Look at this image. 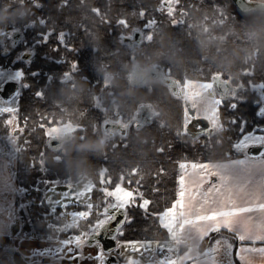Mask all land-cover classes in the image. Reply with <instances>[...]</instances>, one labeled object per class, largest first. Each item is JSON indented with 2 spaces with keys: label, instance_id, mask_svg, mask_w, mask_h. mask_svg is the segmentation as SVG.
I'll use <instances>...</instances> for the list:
<instances>
[{
  "label": "trees",
  "instance_id": "obj_1",
  "mask_svg": "<svg viewBox=\"0 0 264 264\" xmlns=\"http://www.w3.org/2000/svg\"><path fill=\"white\" fill-rule=\"evenodd\" d=\"M163 1L0 0V11L12 13L0 23V31L17 29L23 34L19 46L12 45L9 56L0 54V68L25 72V87L17 111L21 128L14 131L19 136L15 178L17 185L26 190L28 209L23 229L19 218L18 234L24 231L26 236L43 239L72 237L78 230L75 224L68 226L70 232L60 234L65 227L60 216L63 211L74 214L90 210L88 220L81 222L87 230L93 221L102 218L105 189L123 183L142 191L150 199V205L147 210L139 203L128 206L131 219L122 226L119 241H158L161 237L167 240L169 230L157 213H163L178 198L181 162H186L185 165L240 156L242 149L234 145L242 135L238 134L241 121H247V132L258 125L264 126V116L258 112L253 90L264 83V45L254 43L243 30L256 11L242 13L234 0H172L177 8L172 16ZM174 9L171 8L173 12ZM178 17L182 22L176 24L173 19ZM149 19L157 21L151 28L146 27ZM48 29H54L51 38L36 43L41 39L39 33ZM62 30L74 47H66L59 40L58 33ZM135 30L151 31L152 37L143 38L133 46L124 43L123 37ZM162 33L175 37V46L183 54L184 63L177 66L162 56L156 67L179 85L188 80L211 81L221 75L233 85L242 86V93L247 94L234 100L236 108L224 103L222 130L191 137L186 130V106L172 89L171 93L168 85L132 83L131 65L142 53L158 46ZM24 49L32 52L31 58L14 60L17 52ZM233 49L241 51L234 64L226 68L218 63L216 54L223 55ZM74 60L79 62L76 67L72 64ZM28 61L31 63L27 64ZM107 77L110 84L106 83ZM40 89L44 90L42 97L36 95ZM108 91L115 99L112 109L105 105L113 101L111 98H105L103 108L96 100ZM145 104L155 109L150 123H140L137 118ZM230 117H236L237 122L232 123ZM8 118L7 112L0 114V140L7 151L11 133V126L6 123ZM119 121L131 123L127 134H115V130L105 128V122ZM67 123L78 126L69 140L101 134L110 137L103 152L89 153L90 171L68 167L66 142L69 140L57 150L50 147L48 128ZM83 178H90L94 184L89 203L66 206L48 203L46 192L50 182H77ZM12 245L11 236L0 235V264H13Z\"/></svg>",
  "mask_w": 264,
  "mask_h": 264
},
{
  "label": "crops",
  "instance_id": "obj_2",
  "mask_svg": "<svg viewBox=\"0 0 264 264\" xmlns=\"http://www.w3.org/2000/svg\"><path fill=\"white\" fill-rule=\"evenodd\" d=\"M243 157L244 155H241L225 160L209 162H211L213 169L227 173L232 170L228 162L230 160L242 159ZM0 161L6 163V158L0 156ZM204 162H195V164L192 162L183 165L180 176L183 175L186 177V182L189 184V187H192L193 184L199 185L207 179L204 173L210 172L211 169L202 167L201 164ZM2 172L0 171V174ZM217 179L216 175H212L210 180L205 181L204 187L210 186ZM6 180L10 181L9 186L3 183ZM11 184L14 186V194L10 192L5 193V190ZM16 192V183L12 175L10 177L6 175L0 177V197L2 194H6L5 205L1 208L0 213V235H13L12 227L15 224V219H17L15 218L17 204ZM250 198L252 200L264 199V190L257 189L255 191H249L246 188L242 192H237L234 197L237 204L250 202ZM201 204V200L196 199L194 201L189 197L183 214L177 215V224L174 227L171 224H164L169 229L172 239L165 241V243L152 241L150 245L144 246L143 248L139 244L126 243L137 241H119L117 247L113 249L111 254H107L106 251L107 258L105 264H131L134 261H138L139 264H168L166 257L168 256L169 250L167 247L160 249L158 247L160 244L171 245L172 256L187 254L194 258L197 264H264V210H253L240 214L193 221V217L203 215L210 207L220 206L219 204H205L201 207ZM227 206L232 207L233 205L228 203ZM181 238H191L193 243H182ZM16 243L22 252L24 251V245L35 247L40 244H48L50 246L46 247V249L50 250L49 253L45 251L46 249H40L38 250L39 252L34 250V254L27 252L26 254L29 255H27L28 258H37L35 262H29V264H100L98 257L99 248L95 246V243L85 244L83 250H80L76 237L72 239H42L17 236ZM23 253L25 254V251ZM43 256L45 258H51L50 261H39V258ZM79 256H81V260L73 263L67 262ZM185 264H191V260L186 261Z\"/></svg>",
  "mask_w": 264,
  "mask_h": 264
},
{
  "label": "rangeland",
  "instance_id": "obj_3",
  "mask_svg": "<svg viewBox=\"0 0 264 264\" xmlns=\"http://www.w3.org/2000/svg\"><path fill=\"white\" fill-rule=\"evenodd\" d=\"M163 4H164L163 5L164 7L168 8V11L170 12L169 14H171L172 16L176 15V13H175V12H177L176 4H174V2L172 0H164ZM173 7H175L174 12L171 10V8H173ZM144 14L145 13L143 12V16H144ZM154 21H155V23L157 22L155 19H154ZM173 21L176 24H179L180 22H182L179 17L178 18H174ZM46 31L47 30H44L41 33H39L38 36L41 37V39L39 41H36V43L38 42V44H40L41 41H45L42 38V33L46 32ZM141 32H142V34L145 33V36H144L145 40H150L151 39V38H147L146 31L143 30ZM133 33H131L128 36H132ZM151 37H152V33H151ZM29 50H32V48L31 49L29 48ZM20 52L21 51L17 52V54H16L17 57L15 56L14 60H17V59L20 58L19 57ZM14 60H13V62H14ZM30 63H31L30 61L27 62V64H30ZM158 69L161 70L160 68H158ZM19 70H21V69H14V68L2 69V68H0V88L2 87V84L6 80L17 81L20 84V90H19L20 94L18 96H14L11 99V100H13L11 103L9 102V100H5L0 94V107L5 109V111L0 112V114L4 113V112H7L9 114V118H8L7 123L10 124V126H11V133L8 136V142L10 144V150L7 151L6 146H4L2 141L0 140V156H4L6 158V163L5 162L2 163L0 161V169H2L0 171H3L0 174V177H3L4 175H6L7 177H10V175H12L14 180H15V183H16L15 174H16L17 153H18V150H19V147H18L19 136H17L14 131L17 128H21V125L18 122L17 111H18V107H19L20 96H21L22 90L24 89L23 87H25V85H22L21 81L16 78V73ZM133 72H134V70H133ZM133 72H132V74H133ZM246 72H251V71L248 70ZM163 73H164L165 77L172 78V77H170L169 74H166L164 71H163ZM24 74H25V72H24ZM23 79H24V77H23ZM131 80H132V75H131ZM157 82H162L166 86L168 85L167 83H165L161 79H159ZM106 83L110 84V78L109 77H107ZM24 84H25V81H24ZM168 86L170 87V88L169 87L168 88H169V90L172 93L173 89L171 90V86L170 85H168ZM180 86H181L182 92H183V94H181L180 98L183 95H185V97L187 99L186 103L190 102L191 106L196 108V110H197L196 114L198 116H201V117H206L210 121L211 125L215 128V131H217V132L224 128V123H223V120H222V112H221L222 106L225 105V104L227 105V103L229 104L228 106H231V104H232V102L234 100L238 101L240 98H244V96L247 95V94L242 93V88H241L237 92L231 91V96L228 99H222L219 96L218 93H216V96L211 97V96H209V94H207V92L209 90H212L213 92L215 91L213 83H212V80L211 81L188 80L185 83H180ZM234 86L235 87H239L237 85H234ZM240 90H241V92H240ZM253 90L256 93V98H257L256 102L259 105V107L264 106V104L260 103V101L264 100V89H260V86H256V88H254ZM248 96H249V94H248ZM106 97L107 98H111V100H113V101H109V104L108 103L105 104V105H107V109H110V108L112 109L111 106H112V104L115 103V99H114L113 93L111 91H108L105 95L103 94L100 98L97 97V99H96L97 100V104L103 108L102 103L106 101L105 100ZM115 107L117 108V106H115ZM8 108H12L13 110L12 111H8L7 110ZM151 108H152V110L154 109L152 106H151ZM140 109H139V112H140ZM153 116H155V112L154 111L152 113V117ZM137 118H138V115H137ZM230 118L229 119L231 120V122H232L233 118H235V122H237V118L236 117H230ZM189 119H190V115L187 112L186 119H185L186 124H187ZM138 120H139L140 123H146V122H141L140 119H138ZM130 124L131 123H128L129 129H130ZM186 127H187V125H186ZM77 128H78V126L72 125L71 123H67V124H63V125L58 124L57 126L48 128V133H49V136L51 138L52 137H57V136H66L68 133L69 134L70 133H75ZM112 130H115V129H112ZM115 131H116L115 134H120V132H121L119 130H115ZM251 131H254L255 134H257V135L264 134V126L256 127L255 129H253ZM127 132H128V130H127ZM127 132L125 134H127ZM248 132H250V131H248ZM248 132L246 131L245 125L243 127V131H241V127H240L238 134H242V135L240 136L239 139L236 140V142L238 140H241L243 138V136L246 133H248ZM110 134H111V132H110ZM252 146H258V145H248L246 148H241L242 151H243L242 155L248 154V152H249V150H250V148ZM262 146H264V145H262ZM3 183H5L6 186L10 185V181H7V180L4 181ZM93 187H94V184H93V181L90 178H83V179H81V180H79L77 182H68V183H59V182H55L54 181V182H50V188L46 192V198H47V201L51 205H54V206L55 205L66 206V205L72 204V203L85 204V203H89L91 201ZM13 189H14V186L11 184V186L8 187V189L5 190L6 191L5 193L10 192V193L14 194V192H13L14 190ZM16 190H17V192H16L17 193L16 201L20 205L17 206V204H16V216H15V218H17V219H15V223L17 221H20L19 218H21L22 229H23L24 226H25L23 218L25 217V215L27 213L28 201L25 198L26 197V190L24 188L18 186L17 183H16ZM105 194H106V198H105L104 201H105L106 205L104 207V210L101 212L102 218L100 220L93 221L94 224H92V225L90 224V226H88L87 230H84L86 228H85V226H83V224L81 226V222H83V220H86V219L88 220V218H89V216L91 214L90 210L89 211H83V212H80V213L70 214V220L69 221H64L65 227H63L61 229L60 234L64 233L65 231L70 232L69 229H67L68 226H71V225L75 224L74 226H77L78 230L77 231H75L74 229L71 230V232L75 231L76 234L75 235L71 234L73 236L70 237V238L72 239L74 237H76V238L79 237V241L77 242V245L79 246L80 250H83V246L85 244L87 245V244H90V243H94V242H92V239H94V234L96 232L101 231L103 225L107 222V219H109L110 213L109 212H105V209L112 202V198H111V196L108 193H106V191H105ZM5 200H6V194H2V196L0 197V213H1V208H3L4 205H5L4 204ZM159 218H160L161 222L163 221L162 222L163 225L164 224H171V226L174 227L175 224H177V215L175 213H168V214H165L164 216L160 215ZM17 236L34 237V238L35 237L39 238V237H37V236H26L24 231L22 232V234L11 235V237L13 238V245L11 247L15 246L21 252V254L27 259L28 264H29V262H35L37 258H35V259L28 258L29 255L26 254L27 252H32V254H34V250L38 251L40 249H46V247H50V246H48V244H40V245L35 246V247H32L30 245L25 246L23 244L24 245L23 249L25 251V254H24L23 253L24 251L22 252V250H20V248L16 245L17 244L16 243V237ZM168 237H169V239H172L171 236H168ZM58 238H63V237L60 236ZM46 239H53V238H46ZM169 239L165 240V237H163V238L161 237V239L158 240V242L165 243V241H168ZM95 246H97L99 248V245L95 244ZM45 251H47V253L50 252L49 249H46ZM11 258H12V256H11ZM50 259L51 258H45L43 256V257L39 258V261L46 262V261H50ZM77 260H81V256H79L77 258H74L73 260H68L67 262L73 263V262H75ZM12 262H13V264H15L14 261H12ZM73 264H76V263H73Z\"/></svg>",
  "mask_w": 264,
  "mask_h": 264
},
{
  "label": "snow or ice",
  "instance_id": "obj_4",
  "mask_svg": "<svg viewBox=\"0 0 264 264\" xmlns=\"http://www.w3.org/2000/svg\"><path fill=\"white\" fill-rule=\"evenodd\" d=\"M41 22L43 18H41ZM154 24V21L149 19L147 21L146 27L151 28ZM54 29H48L46 32L42 33V38L47 42L51 38V33ZM139 31V30H138ZM66 32L60 31L58 33L59 40L65 44L66 47H74L66 40ZM147 38H151V31L146 33ZM145 33L142 34L141 38L143 39ZM58 49L60 45H55ZM78 61H72L73 67L78 65ZM24 72L23 70H19L16 73V78L21 81L22 85L24 84ZM260 89H264V83L260 85ZM20 91H17L15 96H18ZM37 96L42 97L44 95V90L40 89L36 92ZM243 99V98H241ZM13 100H9L11 103ZM261 104H264V100L260 101ZM232 108H236L237 104L235 101L231 104ZM8 111H12V108H8ZM5 111L4 108L0 107V112ZM258 112L260 115L264 116V106L259 107ZM235 123V118L232 120ZM7 123V122H6ZM108 123V122H105ZM121 128H127L128 123L124 121H119ZM247 121H241V131H243L244 125H246ZM202 127V125H201ZM261 127V126H257ZM248 145H264V134H255L254 131H250L246 133L241 140H238L234 145L235 148L241 149L246 148ZM42 163V161H41ZM186 162H181V166ZM229 165L231 166L230 172H221L217 169H213L211 162L207 161L201 164L202 167L211 169L210 172H205L204 176L207 177L206 180H210L212 175H216L218 178L215 182L211 183L210 186L204 187L205 181L201 182L199 185L193 184L192 187H189V184L186 182V177L181 175L178 177L179 180V191L177 193L178 198L173 202L172 206L165 209L163 213H157V215L164 216L168 213H175L176 215H182L183 210L188 203L189 197H191L194 201L199 199L202 201L200 205L203 207L206 205H217L218 207H210L209 210L203 215H198L193 217V221H198L204 218H218L224 215H234L245 212H250L253 210H264V199L261 200H252L250 198V202L244 204H237L234 199L237 192H242L246 188L249 191H255L257 189L264 190V150H261L258 153H250L244 155L242 159L230 160ZM195 164V162H193ZM133 171H136L135 169ZM106 193H108L112 202L105 209V212H109V222H107L102 231L96 232L94 234L93 242L99 245L98 257L100 264H105V260L107 258L105 247L103 242L98 239L101 234H109L113 239L116 238L117 234L122 231V225L125 221L131 219L128 215V206L129 205H137L138 203L144 209H148L150 205V199L145 197L142 191L131 189L124 186L123 183L118 185L116 188H108L105 189ZM138 198H142L139 200ZM231 203L233 206L228 207L227 204ZM122 214V219H120L115 228L111 226L112 221H116L117 217ZM163 222V221H162ZM189 222V221H185ZM99 223V222H98ZM77 242L79 241V237L76 238ZM67 243V241H66ZM129 244H139L141 248L144 246L150 245L152 241H137V242H126ZM118 244V242H117ZM117 246V245H116ZM160 249L168 248L169 253L166 257L168 264H185L186 261L191 260V264H197V261L191 256L185 254L181 256H172V246L171 245H158ZM114 248H108L107 254H111ZM131 264H139L138 261L131 262Z\"/></svg>",
  "mask_w": 264,
  "mask_h": 264
},
{
  "label": "water",
  "instance_id": "obj_5",
  "mask_svg": "<svg viewBox=\"0 0 264 264\" xmlns=\"http://www.w3.org/2000/svg\"><path fill=\"white\" fill-rule=\"evenodd\" d=\"M235 4L239 8V10L242 13H250L254 12L256 10H259L261 8H264V3H262L261 0H234ZM21 32L16 31L14 33L15 41L18 42V40L21 38ZM142 32L139 30H135L132 36H124L123 42L126 44H129L130 46H133L135 43H140L142 41ZM0 39H2V35H0ZM32 53L29 51L24 52L23 59L28 60L30 59ZM155 73L159 75L160 79L163 80L165 83L171 86L173 89V92L176 94H180L181 91L176 89V83L173 78H167L165 77L163 71L159 70L155 67L154 69ZM132 83L134 85H144L145 83H139L136 80L135 77V71L132 74ZM213 84H214V92H209V96L214 97L216 96V93L219 94V96L222 99H228L231 94L230 91L237 92L239 89L242 88V86L235 87L230 80H225L221 77V75H216L213 78ZM19 82L10 80L6 83L4 89L1 91L2 96L5 99H8L12 97L17 91L19 90ZM187 108L188 111L192 117V120L187 124L186 130L187 133L193 137L197 138L200 137L203 134H213L215 132V128L211 125L210 121L206 117H201L196 114V108L191 106L190 102H187ZM152 113L153 110L149 104H145L141 106L140 112L138 113V119H140L141 122L150 123L152 120ZM202 125V127H201ZM106 129H115L121 131L123 134H125L128 130V128H121L119 123L117 122H108L105 124ZM71 134H67L66 136H57L52 137L49 139L50 147L57 150L61 148V146L71 138ZM261 150H264V146L258 145V146H252L249 150L250 153H258ZM110 213V210H109ZM122 219V214L117 217L116 221L111 222V226L115 228L117 222ZM109 222V220L107 221ZM106 222V223H107ZM105 223V224H106ZM125 223V222H124ZM104 224V225H105ZM103 225V227H104ZM103 227L101 231L103 230ZM122 227V226H121ZM21 229V223L20 221H17L13 227L12 232L13 234H17ZM118 235V234H117ZM98 239H100L105 247V250L107 251L108 248H116L117 246V236L115 239L112 238L109 234H101ZM120 250V249H119ZM12 260L15 264H28L27 259L21 254V252L15 247L10 248Z\"/></svg>",
  "mask_w": 264,
  "mask_h": 264
},
{
  "label": "clouds",
  "instance_id": "obj_6",
  "mask_svg": "<svg viewBox=\"0 0 264 264\" xmlns=\"http://www.w3.org/2000/svg\"><path fill=\"white\" fill-rule=\"evenodd\" d=\"M264 3V0H262ZM12 13L7 10L0 11V23L5 22ZM243 30L247 32L254 43L264 45V8L256 10L253 19L243 25ZM158 46L150 51L142 53L141 57L131 65L135 71V77L139 83H154L160 77L154 69L160 57L167 56L177 66H182L184 56L175 46V37L170 33H162L157 40ZM241 57L240 50H231L223 55L216 54V59L224 67H230ZM109 135L101 134L95 137H88L83 140H69L66 142L67 165L70 169L78 171H90L92 163L89 153H101L109 143ZM73 153H79L73 155ZM181 242L192 244L191 238H181Z\"/></svg>",
  "mask_w": 264,
  "mask_h": 264
},
{
  "label": "flooded vegetation",
  "instance_id": "obj_7",
  "mask_svg": "<svg viewBox=\"0 0 264 264\" xmlns=\"http://www.w3.org/2000/svg\"><path fill=\"white\" fill-rule=\"evenodd\" d=\"M17 31V29L16 30H13L12 32H10L9 30H4V31H0V35H2V39H0V54L2 55V57H6V56H9L10 55V53H11V49H12V45L13 46H19V43H20V41L22 40V38H23V34H22V32H21V38L18 40V42H16L15 41V38H14V33ZM20 31V30H19ZM26 51H29L28 49H24V50H21V52H20V54H19V59H23V54H24V52H26ZM32 53V52H31ZM0 55V56H1ZM32 56V55H31ZM31 58V57H30ZM19 59H17L16 61H18ZM23 60H25V59H23ZM29 60V59H28ZM0 66H1V63H0ZM8 81H10V80H6L3 84H2V87L0 88V94H1V91L4 89V87H5V85H6V83L8 82ZM212 83H213V79H212ZM20 85V84H19ZM176 85V89L179 91H181V93L180 94H177V95H179V96H181V94H183V92H182V88H181V86L178 84V82L175 84ZM213 86H214V84H213ZM172 89V88H171ZM19 90H20V86H19ZM209 92H213L212 90H209L208 92H207V94H209ZM17 93H15L12 97H10V98H8V99H5L3 96H2V94H1V96L5 99V100H10V99H12L15 95H16ZM230 94H231V91H230ZM182 100H183V102H184V104H185V106H186V109H187V112H188V114L190 115V113H189V111H188V108H187V103H186V97H185V95H183L182 97ZM196 112H197V110H196ZM192 120V118H191V115H190V119L188 120V122H187V124L190 122ZM202 136V135H201ZM199 138V137H198Z\"/></svg>",
  "mask_w": 264,
  "mask_h": 264
},
{
  "label": "built area",
  "instance_id": "obj_8",
  "mask_svg": "<svg viewBox=\"0 0 264 264\" xmlns=\"http://www.w3.org/2000/svg\"><path fill=\"white\" fill-rule=\"evenodd\" d=\"M62 219L68 220L69 219V214H67V213L62 214Z\"/></svg>",
  "mask_w": 264,
  "mask_h": 264
}]
</instances>
